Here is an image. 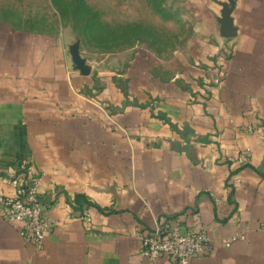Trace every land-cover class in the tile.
Segmentation results:
<instances>
[{
  "label": "crops",
  "instance_id": "1",
  "mask_svg": "<svg viewBox=\"0 0 264 264\" xmlns=\"http://www.w3.org/2000/svg\"><path fill=\"white\" fill-rule=\"evenodd\" d=\"M233 1L171 0L178 46L81 56L88 74L51 37L0 51V194L37 179L52 227L36 250L0 213V264H180L140 255L176 220L210 238L190 264H264V0Z\"/></svg>",
  "mask_w": 264,
  "mask_h": 264
},
{
  "label": "rangeland",
  "instance_id": "2",
  "mask_svg": "<svg viewBox=\"0 0 264 264\" xmlns=\"http://www.w3.org/2000/svg\"><path fill=\"white\" fill-rule=\"evenodd\" d=\"M74 1L0 0V51L23 54L29 39L43 35L95 61L101 53L142 46L167 52L188 35L187 22L171 0H82L91 10L79 11L84 27L70 21Z\"/></svg>",
  "mask_w": 264,
  "mask_h": 264
},
{
  "label": "built area",
  "instance_id": "3",
  "mask_svg": "<svg viewBox=\"0 0 264 264\" xmlns=\"http://www.w3.org/2000/svg\"><path fill=\"white\" fill-rule=\"evenodd\" d=\"M221 76L217 79L221 83ZM245 160V155L240 161ZM26 162L20 168L26 169ZM29 184H20L14 196L0 194V213L8 223H20V235L25 242L31 243L36 250L43 247L46 234L51 224L46 220L49 207L36 188L37 179ZM244 235H232L225 240L226 247ZM140 255L149 260L168 256L180 264H190L195 256L210 254L212 246L207 232L203 229H185L179 220L160 223L150 234L141 235Z\"/></svg>",
  "mask_w": 264,
  "mask_h": 264
},
{
  "label": "water",
  "instance_id": "4",
  "mask_svg": "<svg viewBox=\"0 0 264 264\" xmlns=\"http://www.w3.org/2000/svg\"><path fill=\"white\" fill-rule=\"evenodd\" d=\"M230 5L231 7H233L234 5L233 0H231ZM230 13H231L230 8L226 7L219 20L221 24V35L226 38L234 37L236 34V30L233 27L230 19ZM72 53H73L74 62L77 65V67L81 70V72L84 74L90 73V68L86 64L85 60L81 57L80 53L77 50H72Z\"/></svg>",
  "mask_w": 264,
  "mask_h": 264
},
{
  "label": "trees",
  "instance_id": "5",
  "mask_svg": "<svg viewBox=\"0 0 264 264\" xmlns=\"http://www.w3.org/2000/svg\"><path fill=\"white\" fill-rule=\"evenodd\" d=\"M72 6H73V8H72L71 11H72L75 19L74 18L73 19L71 18L70 21L73 22L76 27H84L79 22L80 20H83V17L79 14V11L82 10L83 7H84V9H86L87 12H90L91 13V10L89 8H85L86 5H85V3L82 0H76V1H74V3L72 4Z\"/></svg>",
  "mask_w": 264,
  "mask_h": 264
}]
</instances>
